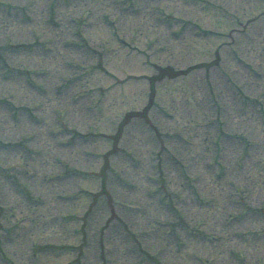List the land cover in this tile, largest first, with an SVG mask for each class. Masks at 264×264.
I'll return each instance as SVG.
<instances>
[{
    "label": "rangeland",
    "instance_id": "rangeland-1",
    "mask_svg": "<svg viewBox=\"0 0 264 264\" xmlns=\"http://www.w3.org/2000/svg\"><path fill=\"white\" fill-rule=\"evenodd\" d=\"M261 1L0 0V264H264Z\"/></svg>",
    "mask_w": 264,
    "mask_h": 264
}]
</instances>
